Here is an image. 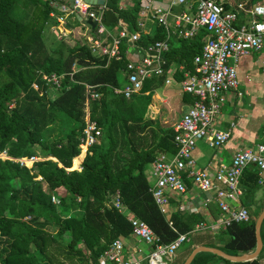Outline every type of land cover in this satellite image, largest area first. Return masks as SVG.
I'll return each mask as SVG.
<instances>
[{
  "label": "trees",
  "instance_id": "obj_1",
  "mask_svg": "<svg viewBox=\"0 0 264 264\" xmlns=\"http://www.w3.org/2000/svg\"><path fill=\"white\" fill-rule=\"evenodd\" d=\"M119 2L106 1L104 24L112 28L120 19L129 31L135 30L140 0H133L129 8H120ZM224 6L231 9L229 4ZM56 10L49 0H0V155L40 158L27 167L0 156V264H108L100 258L111 243L118 238L126 243L132 235L129 214L146 222L162 244L171 242L178 232H190L203 219L198 212L176 211L171 217L173 229L150 190L148 165L157 155L178 150L173 127L145 117L153 90L163 85L165 77L146 79L142 92L128 99L115 93L114 88L124 83L126 58L107 63V56L92 54L85 40L73 46L61 40L56 46L47 44L44 32L56 22L50 16ZM163 36L162 28L154 25L140 45ZM206 37L207 32L200 30L194 38L173 40L165 54L166 67L184 64L194 71L193 58ZM73 62L84 68L72 78L66 75L61 88L48 91L41 73L70 72ZM175 77L184 78L179 71ZM84 83L94 85L99 94L90 100L89 110L101 134L90 146L82 169L68 170L81 157L76 156L85 127ZM183 99L192 104L197 97L184 93ZM258 179L256 166L245 167L241 186L246 207L257 204L256 194L262 187ZM116 194L121 210L112 203ZM213 214L218 215L214 209ZM257 215L250 214L249 221L233 222L222 231L226 253L255 249ZM200 243L213 245L208 237ZM258 258L235 264H259ZM220 260L229 263L214 253L198 252L190 264Z\"/></svg>",
  "mask_w": 264,
  "mask_h": 264
},
{
  "label": "built area",
  "instance_id": "obj_2",
  "mask_svg": "<svg viewBox=\"0 0 264 264\" xmlns=\"http://www.w3.org/2000/svg\"><path fill=\"white\" fill-rule=\"evenodd\" d=\"M106 1L99 4L97 0H60L59 13L53 14V17L62 28L61 32L67 34L71 30L65 26L66 22L72 16H79V22L84 26L83 37L91 53L95 56H107V63L111 59L126 58L122 69L124 83L121 87H115L114 92L123 94L127 99L140 94L144 81L148 78L164 76V84H171L173 64L166 67L168 59L165 54L172 41L194 38L200 30L207 32L201 51L193 58L194 71L187 70L184 64L178 65V70L184 76L179 82L182 92L197 97L173 126L174 143L178 150L172 155H157L148 165V170L153 182L150 190L155 203L173 229L172 214L176 209L183 208L182 204L177 203L176 197L187 193L184 175L202 193L198 198L196 196L198 207L196 205L191 211L199 213L213 202L218 207L220 217L214 221H199L190 232H178L171 242L162 244L146 222L129 214L131 236L146 245L145 254L139 248L137 250L141 254L129 255V248L125 246L123 238H118L100 258L108 264H173L181 245L190 240V235L207 230L214 233L219 229L225 230L233 222L249 221L248 209L240 204L243 194L241 176L245 167L251 164L256 166L259 183L264 180V137L252 148L237 150L229 164L213 165L214 170H210V165L197 166L192 157L199 140H205L212 148H219L231 137L230 128L215 129L213 123L223 104V94L237 88L238 59L260 50L264 44V0H239L234 2L233 9L225 8L226 0H140L137 28L134 31H129L126 23L120 19L112 28L104 24ZM130 6H133V2L122 5L124 8ZM240 15L246 17L245 21L239 22ZM88 19L96 22L94 28L87 22ZM154 25L162 28L164 36L145 46L140 45L142 36L151 34ZM230 59L234 60V64L229 62ZM79 67L84 68L73 62L70 72L41 73V79L48 86V91H54L62 87L66 75L69 74L72 78ZM84 84L85 127L80 139V152L76 156L81 157L77 166L68 170L82 169L85 156L91 153L90 146L101 134L96 122L90 118L89 110L90 100L98 98L99 94L94 90V85ZM32 85L34 88L38 87L36 83ZM0 156L14 159L27 167L40 160L37 156L12 158L6 152ZM28 161L31 166L27 165ZM54 197L52 196L53 201ZM112 203L119 210L122 209L118 194L113 197Z\"/></svg>",
  "mask_w": 264,
  "mask_h": 264
},
{
  "label": "crops",
  "instance_id": "obj_3",
  "mask_svg": "<svg viewBox=\"0 0 264 264\" xmlns=\"http://www.w3.org/2000/svg\"><path fill=\"white\" fill-rule=\"evenodd\" d=\"M49 1H50V4L56 7L57 9L56 11L50 12V16L54 18L53 14L59 13L60 0H49ZM236 1H239V0H226L225 3L229 4L231 9H233L234 2ZM126 2L131 3L133 2V0H120L119 7L124 8L122 7V5L123 3H126ZM240 16L241 18L239 22L245 21L246 17L244 15H240ZM69 19H73L70 22L71 26L79 23L78 17L74 18V16H72ZM54 24L56 25L57 22H55ZM55 25H49L45 29L44 36H48L49 34L47 35L48 33L47 31H49L50 26L52 27ZM51 37L53 38L52 35ZM67 41H70V40H67ZM76 43L77 42H75V44ZM67 45L73 46L71 44H67ZM229 62L231 64H234L233 59H230ZM236 67H237V78H238L237 88L229 90L228 92L223 94L224 96L223 104L221 105L219 114L217 115L213 123V128L215 129L230 128L231 137L219 148H212L208 145V143L205 140H199L196 143V146L192 152V157L195 163L197 164V166L199 167H204V166L209 167L210 165V170H214L213 165H217L219 163L229 164L231 161L232 155L237 150L242 149V148H247V147L252 148L258 142H260L264 137V44L260 50L252 51L247 55L241 56L236 63ZM171 68L173 70V72L171 73L172 74L171 76L173 78L172 83L167 84V85L163 83V85L161 86L163 88L165 87L171 90V92L169 93L170 95L161 97L156 92L157 89H154L153 94L151 96V103L148 106L146 114H145L146 118L157 119V117L162 116V114H165V113L167 114V113H171L175 111L173 112V115H175L174 119L172 121L165 120L167 123L165 126L158 119L160 123L166 128L173 127L174 124L181 118V116L187 111V109L191 105L189 102H186L183 99L184 92H182L181 90V86L179 83L180 81H178L175 77L176 72L179 71L178 65L173 64L171 65ZM161 106H162V109L164 108V110L161 109ZM149 180L151 183H153L151 177ZM187 180L190 183L189 187L186 186L187 193L184 196L182 195V196L176 197L177 203L182 204L183 208L181 210H178V209L175 210V212L176 211L182 212L185 215H189L193 213L194 211H191V209H193L196 205L198 207L199 202L196 199V196L198 198L200 194L199 192H197V189L192 184V182L189 179ZM259 180H260V177L258 179V183H259ZM259 184H261L262 187L257 191V194H256L257 204L250 205L248 207H246L243 204L242 197L244 194V190H243L242 196L240 197V204L245 206L248 209L249 214L258 213L259 215L264 207V205H262V202L264 204V180L262 183H259ZM172 202L174 205H176V202L174 200ZM213 209L216 213H218V215L213 214ZM78 212H81V211L79 210ZM199 214L203 218L200 221H204V220L207 222L214 221L220 217L218 207L213 202L208 204L207 208L203 209V211L199 212ZM222 231L224 230L219 229L214 233L209 232L208 230L204 232H208L210 235L215 236L213 238L216 240L215 242L218 243V240H217L218 238L220 239L219 240L220 242H223L224 236H223ZM217 233H219V235H214ZM198 234L199 233L190 235L189 237L190 240L188 241V242H191L189 251L186 252L184 256H182V254H178L179 253L178 251L174 264H176V261L183 263L193 248L200 246V245H204L200 243L204 240V237H208V241L213 243L212 246H209V245H204V246L215 247V248H218L224 251L222 249V246L220 247L218 245H215L214 240H212V236H207V234L206 235L205 234L198 235ZM260 234H262L261 236L262 241H263L262 248H264V225L262 226V224L260 228ZM126 245L129 248L128 253L131 256H138L139 254H141V253H138L137 249L139 248H142V251L144 252V254L147 250L146 245H144L142 242H139L137 238L134 236H130L127 239ZM259 255L260 253L257 255L256 258H258ZM228 261L229 263L227 264H235L234 261H230V260ZM247 261H250V260H247ZM258 262L259 264H264V250L260 258H258ZM217 264H226V263L220 260Z\"/></svg>",
  "mask_w": 264,
  "mask_h": 264
},
{
  "label": "rangeland",
  "instance_id": "obj_4",
  "mask_svg": "<svg viewBox=\"0 0 264 264\" xmlns=\"http://www.w3.org/2000/svg\"><path fill=\"white\" fill-rule=\"evenodd\" d=\"M73 19H69V21H67L66 22V24H65V26L69 29V30H71L70 31V33H67V34H63L62 32H61V30H62V28H60V26L59 25H55V24H53V25H55V26H50V28H49V31H47L46 33H47V35L48 36H44V39H45V41L47 42V44H53V46H56V44L58 43V41H62V42H64V43H67V44H71V45H74L75 44V42H82L83 40H84V37H83V32H84V26L79 22V23H77V24H74L73 26H71V24H70V22L72 21ZM71 28V29H70ZM57 31V33H56V31ZM69 34H71V35H69ZM51 35L53 36V38L51 37ZM50 36V37H49ZM70 38V39H69ZM67 40H70V41H67ZM81 68L79 67V69L78 70H80ZM156 92L162 97H164V96H168V95H170L169 93L171 92V90H169L168 88H163V87H160V88H157V90H156ZM158 107V106H157ZM161 109H162V106H161ZM162 110H164V108L162 109ZM166 110V109H165ZM173 112H175V111H173ZM173 112H171V113H165V114H162V116H158L157 117V119H159L160 121H161V123L165 126L167 123H166V121H172L173 119H174V117H175V115H173ZM164 115V116H163ZM166 120V121H165ZM74 160V159H73ZM73 160H72V163H73ZM27 165L28 166H31V163L30 164H28L27 163ZM146 175H147V177H148V179H150V174H149V170H148V168L146 169ZM38 178H40V177H38ZM197 192H199L200 194H202L199 190H197ZM199 234L200 235H206L207 234V236H212V235H210L208 232H199ZM198 234V235H199ZM214 235H219V233H217V234H214ZM213 237H215V236H212V240H214V242L216 241ZM224 239V238H223ZM218 240V243H216L215 242V245H218V246H222V244H223V242H220L219 240V238L217 239ZM190 244H191V242H188V241H186L185 243H183L182 245H181V247H180V249H179V253L178 254H182V256H184V254L186 253V252H188L189 251V249H190ZM180 262H177L176 261V264H179ZM110 264V263H109Z\"/></svg>",
  "mask_w": 264,
  "mask_h": 264
},
{
  "label": "water",
  "instance_id": "obj_5",
  "mask_svg": "<svg viewBox=\"0 0 264 264\" xmlns=\"http://www.w3.org/2000/svg\"><path fill=\"white\" fill-rule=\"evenodd\" d=\"M103 2L104 0H97V3L99 4H102ZM77 17L79 18V16ZM87 22L91 25L92 28H94L96 25V22L94 20L88 19ZM263 219H264V207L255 221L254 227H255L256 247L252 252L242 253L238 255H229L218 248L200 245L192 249V251L189 253V255L187 256V258L184 260L182 264H190L193 257L198 252H211L226 260H230L234 262H242V261H247V260L256 258L263 247V241H262L261 234H260V228H261Z\"/></svg>",
  "mask_w": 264,
  "mask_h": 264
},
{
  "label": "bare ground",
  "instance_id": "obj_6",
  "mask_svg": "<svg viewBox=\"0 0 264 264\" xmlns=\"http://www.w3.org/2000/svg\"><path fill=\"white\" fill-rule=\"evenodd\" d=\"M77 160H78V162H79V158H78ZM28 162H30V161H28Z\"/></svg>",
  "mask_w": 264,
  "mask_h": 264
}]
</instances>
